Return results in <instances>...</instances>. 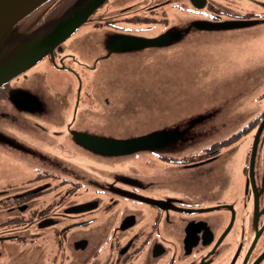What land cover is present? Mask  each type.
I'll return each mask as SVG.
<instances>
[{
    "label": "flooded vegetation",
    "instance_id": "obj_1",
    "mask_svg": "<svg viewBox=\"0 0 264 264\" xmlns=\"http://www.w3.org/2000/svg\"><path fill=\"white\" fill-rule=\"evenodd\" d=\"M108 1L102 0L89 15ZM191 1V17H177V22L170 21L165 10L157 12L161 0H139L119 8L118 18L95 23L105 24L108 31L120 27L122 21L138 25L134 31L140 33L153 26L163 33L189 20L248 21L252 22L249 27L264 23V0ZM90 2L85 0L76 9H86ZM137 3L147 6L135 8ZM41 28L35 26L31 36V31L25 34L23 30L12 35L8 44L13 48L0 51V67L14 50L45 37L53 27ZM222 35L231 34L223 32L214 37ZM58 45L44 58L49 62L57 59V69L71 74L72 64L83 63L77 61V55L63 53L66 47ZM126 52L125 56L132 53ZM109 59L102 54L98 68L102 60L107 61L102 64L110 65ZM254 65L252 69L245 66L238 78L230 74L223 79L232 84L264 79V60ZM99 72L101 78L94 80V93L88 96L100 103L101 109L89 111L84 104L78 111L87 124L96 122L95 130L76 126V115L72 117L71 112L65 122L57 116L68 132L74 127L83 130L87 151L78 152L77 158L76 154L49 150L53 158L49 168L35 165V173L18 186L0 181V243H35V261L30 264H264V107L257 111L241 107L231 112L239 118V124L231 123L230 127H222L216 118V126L202 129L201 121L194 119L195 129L219 131L212 141L183 144L150 140L141 144L144 148L131 144V151L118 152L115 159L113 154L120 150L119 145L106 139L99 145L94 135L114 137L118 132L115 136L119 139H128L130 136L123 132L134 130L130 129V120L120 127L117 118L110 121L118 115L120 97L114 88L115 79L110 83L104 80L102 68ZM17 79L0 85V98L25 118L40 116L44 111L42 93L35 83L23 87L22 82L14 83ZM66 82L69 86L63 98L81 93L80 77L70 76ZM103 84L107 87L102 92ZM129 86L135 88L134 84ZM135 105L134 100L126 108L133 113ZM88 111L98 113L96 118L90 119ZM109 123L113 124L111 129ZM101 128L103 132L99 133ZM152 131L140 134L145 137ZM90 150L111 157L93 156ZM235 156L238 163L233 172L229 168L235 165L231 163ZM1 255L2 251L0 264L7 263L9 260L2 262Z\"/></svg>",
    "mask_w": 264,
    "mask_h": 264
},
{
    "label": "rangeland",
    "instance_id": "obj_2",
    "mask_svg": "<svg viewBox=\"0 0 264 264\" xmlns=\"http://www.w3.org/2000/svg\"><path fill=\"white\" fill-rule=\"evenodd\" d=\"M113 1L109 0L96 13L88 15L87 21L85 20L59 43L63 48L66 47L63 53L75 54L79 59L77 61L83 63L72 64V72L69 71L71 74L57 69V59L49 62L43 56L17 76L19 79L14 83L22 82L23 87L35 83L37 90L42 93L43 96L35 89L40 94L44 107L40 116L30 115L32 118H25L0 98V181L2 183L8 180L18 186L29 174L35 173V165L40 164L42 168H49L50 162H53L52 156L47 153L49 150L76 154L77 158H79L78 152L87 151L83 130L74 127L68 132L64 128L65 124H61L57 116L59 114L65 122L64 118L68 119L71 112L72 117L76 115V126L81 124L90 131L95 130L96 122L87 124L85 119L80 118L78 111L84 104L89 111L101 109L100 103L88 96L94 93V80L101 78L99 72L101 68L104 72V80H110L111 83V80L115 79L114 88L117 96L120 97L118 115L117 117L113 115L110 121L117 118L120 127L123 123L127 125L130 120V129L134 131L123 132L125 136H130L129 139L142 138L143 135L140 133L153 130L151 134L158 135L155 141L183 144L206 139L212 141L217 139L219 131L195 129L197 123L194 119L201 121L202 129L208 130L216 126V118L222 127H224L222 124L230 127L231 123V125L239 124V118L230 114L231 112L239 111L241 107L248 111H257L264 107L263 77L248 84H232L223 79L230 74H236L234 78H238L245 66V69H252L255 68L254 64L259 65L264 60V23L238 29L197 31L189 27L192 20L183 21L182 24H175L163 32L168 34V31L177 30L178 40L172 42L173 46L164 48L166 45H163L162 49L152 47L131 50L130 56H125L124 53L129 52L120 46L128 34L151 38L163 33H159V27L154 28L155 26L144 30L143 33L135 32L138 25L122 21H119L120 27L111 29L115 32L106 31L108 28L105 24L100 26L95 22L103 21L104 18H118L119 8L139 0ZM158 4L161 7L157 12L165 10L170 21H179L177 17H191V0H161ZM140 6H147V3H137L135 8ZM151 30L154 32H148ZM223 32L231 35L214 37ZM102 54L106 58L110 57L108 60L110 65L102 64L107 62L102 60L98 68L97 62ZM73 75L82 80L81 93L76 94V97L72 94L63 98L62 95L69 86L66 80ZM129 84H134L135 88H131ZM106 87L104 84L100 86L102 92ZM134 100L136 105L131 113L126 105ZM97 114L89 112V115H92L90 119L96 118ZM212 115L214 118L208 119ZM108 126L111 129L113 124L109 123ZM98 132L102 133L103 128ZM226 132L228 133V129ZM115 133L114 137L102 136L98 133L91 135H94L95 141L101 145L104 139L113 143L118 142L116 140L120 139ZM225 133H221L220 136ZM132 134L134 137H131ZM251 141L252 138L247 140L248 144ZM172 150L182 149L172 148ZM107 152L112 151L107 150ZM89 153L93 156L102 154L93 150ZM38 155L43 158L38 159ZM113 158H119L118 152L113 154ZM231 163H238L237 156ZM235 166L236 164L231 166L230 171L234 172ZM34 248L35 243H0L2 262L8 259L5 264H30L35 261Z\"/></svg>",
    "mask_w": 264,
    "mask_h": 264
},
{
    "label": "water",
    "instance_id": "obj_3",
    "mask_svg": "<svg viewBox=\"0 0 264 264\" xmlns=\"http://www.w3.org/2000/svg\"><path fill=\"white\" fill-rule=\"evenodd\" d=\"M45 1L47 0H0V40L19 21L25 18ZM101 2L102 0H94L83 11L78 12L58 23L45 38L24 45L15 51L7 62L0 67V85L24 73L32 64L41 59L45 54L51 53L61 41H63L68 35L73 33L82 23L85 22L87 16L93 12ZM250 24H252V22L248 21L211 23L203 20H197L191 22L189 27L194 30L197 29V31H220L247 27ZM168 32V34L163 33L152 38L127 36L122 41V46L120 47L126 51H131L143 48H157L162 47L163 45L169 46L173 44V41L176 42L178 40V34L176 29ZM155 139V135L149 134L142 138L116 140L118 141L116 144L120 147V150L117 152H129L134 147L128 148L131 144L135 145L136 148H139L142 146L141 144L150 140L155 141ZM103 142H105V140H103Z\"/></svg>",
    "mask_w": 264,
    "mask_h": 264
},
{
    "label": "trees",
    "instance_id": "obj_4",
    "mask_svg": "<svg viewBox=\"0 0 264 264\" xmlns=\"http://www.w3.org/2000/svg\"><path fill=\"white\" fill-rule=\"evenodd\" d=\"M84 1L85 0H47V1H45L43 4L38 6L34 11H32L30 14H28L25 18H23L21 21H19L0 40V51L3 48L7 51H10L13 48V45H9L8 42L11 39V36L15 35L19 31L23 30L25 34L31 30H33L35 32V26L40 25V26H42L41 30H49L50 28L53 27L50 30V32H51L58 23H60L61 21L65 20L68 17L73 16L74 14H76L78 12H81L84 8L79 9V10H77V9L84 3ZM88 1H91L89 3V5H90L94 0H88ZM50 32H48V34ZM31 34H32V31L29 33V36H31ZM45 37H43V38H45ZM17 38H21V35H18ZM41 39H38V40H41ZM34 41H37V40H34ZM15 43H16V41H15ZM30 43H32V42H30ZM27 44H29V43H27ZM27 44H25V45H27ZM17 50L18 49L14 50L9 55L8 59ZM7 60H6V62H7Z\"/></svg>",
    "mask_w": 264,
    "mask_h": 264
}]
</instances>
